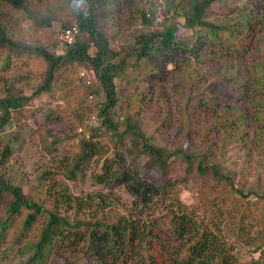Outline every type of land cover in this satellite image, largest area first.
Masks as SVG:
<instances>
[{
	"label": "trees",
	"instance_id": "obj_1",
	"mask_svg": "<svg viewBox=\"0 0 264 264\" xmlns=\"http://www.w3.org/2000/svg\"><path fill=\"white\" fill-rule=\"evenodd\" d=\"M239 1L242 0L234 2L232 8L231 0H183L176 7L182 20L170 24L167 19L161 21L163 28L156 27L153 10H143L139 19L144 25L138 27L131 42L120 43L105 26L113 19L112 11L121 12L125 7L124 0H0V58L5 56L6 63L11 65L25 54L34 53L47 63L45 76L32 94L8 89L0 97V264L13 258L20 260L18 264H49L53 254L60 256L59 264H77L79 260L81 264H264L261 238L250 241L260 252L257 258L241 262L242 251L236 247L249 234L252 219L264 226V205L259 215L258 201L250 199L255 192L245 193L236 178L223 171L221 163L210 161V150L193 149L192 115L208 103L205 92L189 80L182 87L188 92L184 104L186 119L190 121L185 130L188 143L174 151L155 144L133 120L131 112L120 121L115 111L120 102L117 78L133 67L136 60L154 55L164 57L175 51V44H183L178 42L181 29L194 30L198 47L190 51L210 65L221 64L233 56H245L256 35L264 31V23L253 12L257 0H243L241 6ZM214 7L223 14L215 12L217 20L211 16ZM56 21L61 22V27L51 44L37 38L38 41L27 42L33 32L54 35L50 29ZM72 24L79 26V38L73 46L58 50V33ZM81 34L87 38H81ZM206 47V53L200 55V50ZM83 65L95 72L99 88L94 92L103 93L97 106V124L90 126L79 112L84 101L76 106L47 108L35 103L42 94H54L68 71ZM243 75L239 71L226 83L235 97L249 93ZM15 114L22 118L44 114L47 124L65 122L66 131L73 138L68 140L67 151L56 159V164L71 179L84 174L95 158L97 163L101 162L98 181L125 184L139 198L135 183L160 182L177 156L189 167L198 161L197 170L204 181L197 189V201L186 204L175 190L176 181H163L157 197L140 198L131 204L114 198L116 207L109 218L100 194L89 192L81 196L72 193L67 185L57 188L47 177L49 170L38 176L36 185L40 192H27L18 184L25 181V174L11 167L15 148L10 141L4 142L7 126ZM241 117L226 122L218 114L215 123L230 125L242 120ZM204 118L209 117L205 114ZM196 127L206 132L210 124L197 123ZM103 129L118 138L111 154L99 146V133ZM79 132L81 136L76 135ZM50 133L48 129L46 136ZM124 153L131 166L121 161ZM210 174L217 186H224L222 191L210 186ZM259 196L264 201V191ZM162 206L170 207L172 212L167 232L163 231L162 216L157 215ZM92 207L99 215L87 213ZM225 218L232 222L234 240L222 232ZM11 233L13 245L9 246Z\"/></svg>",
	"mask_w": 264,
	"mask_h": 264
},
{
	"label": "rangeland",
	"instance_id": "obj_2",
	"mask_svg": "<svg viewBox=\"0 0 264 264\" xmlns=\"http://www.w3.org/2000/svg\"><path fill=\"white\" fill-rule=\"evenodd\" d=\"M126 1L124 0L125 7L121 12L115 10L111 12L113 19L105 26L107 31L111 32L120 43L122 41L131 42L138 32V27L144 25L139 19V14L143 10L147 12L153 10L154 22L158 28L164 27L160 24L166 19L167 24L174 20H182L176 7L183 0ZM234 2L237 3V0L230 2L232 8H235ZM242 4L243 0L239 1L238 5ZM218 9L214 7L211 11L214 20H217L215 12H218L220 16L223 15ZM253 12H257L258 20L264 23V0H257ZM72 21L75 20L72 19ZM60 27L61 22L56 21L50 29L54 35L41 36L39 35L41 32L39 34L33 32L27 42L40 39L46 44H51ZM179 34L178 42L181 41L183 44L179 46L175 44V51L164 57L154 55L153 58L136 60L133 67L117 78L120 102L115 108L116 118L121 121L131 112L133 120L151 136L155 144L169 151L185 148L188 143L185 130L190 121L186 119L187 111L184 108L188 92L182 87L188 80L193 81L196 87L205 92V98L208 101L192 115L196 122H191V127L195 132L193 149L210 150V161L221 163L223 171L232 174L245 193L254 191L255 194L250 196V199L252 202L258 201V213L262 215L264 201L259 194L264 191V31L256 35L252 48L245 56L242 58L233 56L216 65H210L206 60L197 59L196 52L190 51L198 47L194 30L183 31L181 29ZM85 37L87 38L85 34H81V38ZM207 49L206 47L200 50L199 54L206 53ZM46 69L45 60L34 53L25 54L20 61L11 62V65L6 63L5 56L1 55L0 97L5 96L8 89L19 94H32L44 78ZM239 71L245 74L243 79L248 86L249 93L243 96L242 92V96L235 97L226 83L229 77ZM58 86L54 94H42L36 98L35 103L47 108L51 105L76 106L84 101L79 112L83 114L89 126L97 124V106H100L103 100V93L94 92L99 88V84L90 66H77L76 69L68 71L67 75L58 82ZM205 114L209 117L208 119L204 118ZM218 114L226 122H232L241 117L240 115L244 117H241L242 120H237V123L219 126L215 123ZM47 123L44 114L36 118L32 116L22 118L15 114L7 126V137L4 142L10 141L15 148L11 157L13 158L11 167L15 168V172L17 170L25 174V181L18 182V184L23 186L27 192L39 193L40 188L36 185L38 176L44 170H49L47 177L53 184H56L57 188L67 185L72 193L81 196L89 192L100 194L105 200L104 213L109 218L112 216L111 211L116 207L114 198L131 204L137 203L140 198L157 197L163 181L169 183L176 181L175 190L186 204H193L197 201V189L203 185L204 181L197 170L198 161L189 167V164L179 156L176 157L171 170L163 176L160 182L152 181L153 185L135 183V192L140 195V198L133 194V191H130L125 184L111 185L107 181H98L96 175L101 171V162L97 163L95 158L87 166L84 174L71 179L63 169L57 166L56 159L67 151L68 140L73 137L66 131L65 122ZM197 123H203L205 126L210 124L208 132L198 131ZM48 129L51 133L46 136ZM99 134V146L111 154L117 147L118 138L105 129ZM76 135L81 136V133H76ZM120 159L124 164L131 166L130 159L125 153ZM189 168L190 173H187ZM208 181L210 186H216L219 191L224 189V186L216 185V179L211 174ZM15 182L17 183L16 180ZM158 211L157 215H161L164 221L163 231L167 232L172 215L171 208L162 206ZM87 213L97 216L100 212L92 207ZM224 221L223 234L228 239L234 240L235 234L230 218H225ZM249 223L251 227L249 234L245 235L244 240L236 246L242 251L241 262L260 255L257 246L250 241L255 239L258 241L259 238L264 240V226L257 223L256 218ZM13 236V233L9 236V243L11 242L9 246L13 245ZM19 261L13 258L9 262L2 261L1 264H18ZM60 262V256L53 254L49 264ZM81 262L79 260L77 264Z\"/></svg>",
	"mask_w": 264,
	"mask_h": 264
},
{
	"label": "built area",
	"instance_id": "obj_3",
	"mask_svg": "<svg viewBox=\"0 0 264 264\" xmlns=\"http://www.w3.org/2000/svg\"><path fill=\"white\" fill-rule=\"evenodd\" d=\"M80 36V28L77 24L62 29L56 39L60 49H66L73 46Z\"/></svg>",
	"mask_w": 264,
	"mask_h": 264
}]
</instances>
